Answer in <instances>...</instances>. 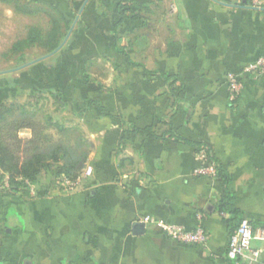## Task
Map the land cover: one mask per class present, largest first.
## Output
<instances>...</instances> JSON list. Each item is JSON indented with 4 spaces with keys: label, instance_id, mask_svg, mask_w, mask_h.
I'll return each instance as SVG.
<instances>
[{
    "label": "crops",
    "instance_id": "1",
    "mask_svg": "<svg viewBox=\"0 0 264 264\" xmlns=\"http://www.w3.org/2000/svg\"><path fill=\"white\" fill-rule=\"evenodd\" d=\"M26 1L30 13L0 0L7 11L34 17L20 39L32 26L46 34L49 14L59 19L62 41L72 27L62 48L23 69L40 70L30 91L60 93L45 94L78 118L92 174L72 192L43 185L26 195L11 191L0 171V264H237L226 251L239 220L264 229V71L242 73L264 55V6ZM229 73L243 83L234 102ZM211 162L217 178L195 173ZM224 198L231 212H220ZM145 216L189 230L200 225L208 241L173 240ZM135 222L144 223L142 232ZM251 246L264 261V240Z\"/></svg>",
    "mask_w": 264,
    "mask_h": 264
},
{
    "label": "rangeland",
    "instance_id": "2",
    "mask_svg": "<svg viewBox=\"0 0 264 264\" xmlns=\"http://www.w3.org/2000/svg\"><path fill=\"white\" fill-rule=\"evenodd\" d=\"M16 1L21 5H26L27 2L26 0ZM34 21V17L31 19L22 17L7 11L3 5H0V72L18 68L46 54V48L43 47H29L24 49L23 52L18 53L11 51L12 44L24 36L26 26ZM36 24L43 27L45 22L43 18L39 17ZM39 73L40 70L37 67L21 68L7 73H0V83L3 82L6 75L15 78L19 82L18 87H3L0 89V102L4 101L7 106H12L11 111L7 113V120L0 121V125H3V122H10V124L5 125V127H8L5 129V133H13L15 127L14 122L19 120L20 112L25 110L29 114V119H34L41 126L46 127L44 130L46 138L43 142H39L41 147L45 149V154L49 153L48 155H51L49 152L50 149L47 148L53 145H68L76 150H86L87 142H90V139L87 133L80 128L78 118L72 115V113L70 114L65 107L53 100L54 98L52 96L30 91L31 81H38L39 79L37 77ZM20 130H18V135ZM22 132L21 138L27 139L24 138L26 137V132ZM9 144L14 145V142L12 141ZM21 144L19 147L13 146L12 149L14 152L19 151L18 155L20 157H27L31 152L30 144L28 145L27 140ZM49 156L45 155V166L42 167L38 175L39 184L42 185L51 184L57 177L56 175L60 169L59 164L54 163Z\"/></svg>",
    "mask_w": 264,
    "mask_h": 264
},
{
    "label": "trees",
    "instance_id": "3",
    "mask_svg": "<svg viewBox=\"0 0 264 264\" xmlns=\"http://www.w3.org/2000/svg\"><path fill=\"white\" fill-rule=\"evenodd\" d=\"M3 2H7L14 5V8L18 12L22 13H30L32 10L29 8L28 4L21 5L16 0H1ZM126 2L130 0H125ZM118 12L121 16L126 11L125 4L123 2H119L117 5ZM57 13V11H56ZM59 15V14H58ZM60 16V15H59ZM51 28L50 30L44 34L42 30L37 26H32L29 28L28 33L25 38L17 40L11 46V51L18 53L23 51L25 48H29L31 46H40L46 48L48 52L53 51L58 47L62 41L63 35L61 31V25L59 19L56 18L54 14H49ZM70 22L67 21V28ZM19 82L9 76L6 75L2 83H0V89L3 87H18ZM37 93H49L50 95L61 98V94L55 92L53 90H49L47 88H43L42 86H37L34 89ZM11 105L7 106L4 101L0 102V121L7 120V113L11 111ZM29 114L27 111H21L19 114V120L14 122V132L13 133H5V125L10 124V122H3V125H0V171L2 172V176L6 174L8 176V186L11 191L22 190L26 195H30L29 191L26 189V185L24 184V180L27 179L32 184L37 185L39 187H43V185L39 184L38 175L41 172V169L44 164L45 149L41 147L39 142H43L46 138L45 135V126H41L39 122L34 121V119L28 118ZM22 128H27L31 131V136L28 139H22L18 135V130ZM11 129V128H10ZM14 134V135H12ZM10 139V141H9ZM31 148L30 155L27 157H20L18 152H14L12 147H19L26 141ZM14 142V145H10L9 143ZM9 142V143H8ZM91 148V143L87 142V149L84 151L76 150L71 148L70 146H57L53 145L50 148L51 155L49 156L54 163L59 164L60 169L58 171L57 177L66 176L71 179H75L81 173L82 169L86 166L87 158L89 156ZM28 150V149H27ZM26 150V151H27ZM61 162V163H60ZM1 176V178H2ZM56 177V178H57ZM55 178V179H56ZM53 185V181L51 184H48L47 187H51ZM22 188V189H20ZM226 198L222 199L219 204L220 212H231V208ZM241 220V219H240ZM239 220V221H240ZM239 223V222H238ZM237 226V225H236Z\"/></svg>",
    "mask_w": 264,
    "mask_h": 264
},
{
    "label": "built area",
    "instance_id": "4",
    "mask_svg": "<svg viewBox=\"0 0 264 264\" xmlns=\"http://www.w3.org/2000/svg\"><path fill=\"white\" fill-rule=\"evenodd\" d=\"M251 6L262 7L264 0H247ZM242 73L258 76L264 71V55L258 57L254 62L245 66ZM228 81V97L230 102H234L242 89L243 83L239 75L229 73ZM198 175H208L211 178L218 177V171L214 163L200 165L195 169ZM92 174V167L86 165L77 178L71 179L66 176L57 177L53 181L52 188L63 192H72L78 189L83 178ZM26 189L30 195H36L39 186L32 184L27 179L24 180ZM46 187V186H43ZM22 189V188H20ZM142 221L144 223L154 222L159 226L171 239L185 244L206 245L208 241L207 231L200 225L195 229L189 230L182 225L167 223L161 220H154L150 216H145ZM253 239L264 240V229L254 231L253 226L247 218H242L235 229L230 233L228 248L226 255L228 259L237 264H264L259 260L260 249L251 246Z\"/></svg>",
    "mask_w": 264,
    "mask_h": 264
},
{
    "label": "water",
    "instance_id": "5",
    "mask_svg": "<svg viewBox=\"0 0 264 264\" xmlns=\"http://www.w3.org/2000/svg\"><path fill=\"white\" fill-rule=\"evenodd\" d=\"M86 1H87V0H86ZM242 2L245 4V3L247 2V0H242ZM71 30H72V27L70 28V30H69V32H68V35H69V33L71 32ZM68 35H67L66 38L60 43V45H59L58 47H56V49H54V50L51 51L50 53H48V54H46V55H44V56H42V57H39V58H37V59H34V60H32V61H30V62H28V63H25V64H23L22 66H20V67H18V68L11 69V70H6V71H2V72H0V73H7V72H11V71H14V70H17V69H21V68H23V67H26V66L32 64V63H35V62H37V61H39V60H42V59H44V58H46V57H49V56L53 55V54L56 53L60 48H62L63 44L65 43V40H66L67 37H68ZM207 208H208V209H212L213 206H212V205H208ZM132 228H133V230H134L135 233H140V232H142L143 228H145V227H144V223H142V222H135Z\"/></svg>",
    "mask_w": 264,
    "mask_h": 264
}]
</instances>
